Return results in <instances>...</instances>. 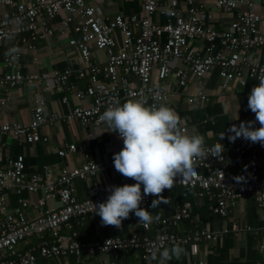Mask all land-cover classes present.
Here are the masks:
<instances>
[{
  "label": "built area",
  "instance_id": "obj_1",
  "mask_svg": "<svg viewBox=\"0 0 264 264\" xmlns=\"http://www.w3.org/2000/svg\"><path fill=\"white\" fill-rule=\"evenodd\" d=\"M187 7L182 10L173 1L166 6L165 23L151 21V15L157 11V0H141L142 12L128 17L116 13L104 17L96 12L94 0H0V45L7 39L23 44L27 49H34L40 39L66 35L70 31L78 38L69 40L77 47L84 62L76 77L87 79L84 89H77L72 81L73 70L65 67L41 74H21L18 71H0V110L8 99L10 88L23 82L43 83L51 80L55 86L63 88L78 100L91 98L89 106L77 105L72 109V116L82 125L104 124L99 116L114 102L146 97L147 105L163 104L167 98L166 80L174 75L178 83L185 86L189 76H198L218 68L222 72V88L226 89L233 75L239 78L241 86L245 81L243 72L258 78L264 71V63L250 55L252 48L264 46V17L254 10V0H216L215 6L226 12H234L240 6L244 10L236 13L235 22L230 28L215 29L205 25L208 13L202 5H195L193 0H186ZM61 17L58 28L49 22ZM263 29L260 30V26ZM117 34L121 38L118 43ZM192 42L203 43L202 47H191ZM91 48L103 51L106 55L104 64H99L91 57ZM18 54L6 56V66L12 67L18 60ZM171 60H179L185 68L173 69ZM198 96L205 99L202 90ZM155 97V98H154ZM67 102V97L61 100ZM58 115H48L45 103L37 99L27 124L0 121V135L10 134L28 142H46L47 136L40 133L44 124L52 125ZM182 133L186 128L180 125ZM216 139L204 144L206 149L217 143L224 146L223 159L209 156L198 159L193 164L191 179L176 178L173 188H191L200 196L214 201L211 211L219 217H227L230 208L242 197L249 195L257 206L264 207V146L237 138L234 142ZM119 150L123 147V141ZM76 151L70 144L59 148L58 154L64 156ZM100 167L93 161L72 167L61 168L54 173L44 169V180L37 174L29 177L25 174L23 156L9 159L0 166V264H38L39 258L51 259L60 256H73L77 263H83L95 254H111L109 264H119L121 254L127 251H140L144 258H150L153 245L168 247L178 244L186 246L201 241H214L222 232H211L195 226L192 231L180 234L174 230L178 222L190 217L191 203L185 201L176 204V213L171 217L153 221L148 228L138 222L134 213L125 221H131L136 229L126 236H105L89 238L85 230V221L94 216L96 206L107 200L109 186L134 184L135 181L117 172V183L108 182L104 189L93 182L85 198L75 194V180L92 179ZM234 176H243V183H236ZM14 188L18 193L42 191L37 200L42 206L45 201L57 198L59 206L44 210L36 217L27 215V202L22 201L14 210L6 206L5 192ZM172 188V189H173ZM171 189V190H172ZM170 190L162 193L167 196ZM143 195V185L141 184ZM155 196H145L140 207L154 216L151 202ZM76 224V227H75ZM233 224L231 230L238 234L242 230ZM66 230L67 233H64ZM228 232L224 230L223 233ZM35 239V245L22 248L21 245ZM264 251V244L260 245ZM193 264H205L202 260Z\"/></svg>",
  "mask_w": 264,
  "mask_h": 264
},
{
  "label": "crops",
  "instance_id": "obj_2",
  "mask_svg": "<svg viewBox=\"0 0 264 264\" xmlns=\"http://www.w3.org/2000/svg\"><path fill=\"white\" fill-rule=\"evenodd\" d=\"M173 1L182 10L187 7L186 0H157L158 9L151 15V21L165 23L167 16L166 6ZM216 0H193L195 5H202L208 13L205 25L215 29L230 28L235 22L236 13L244 10L240 6L234 12H226L216 8ZM96 12L104 17H111L120 13L125 17L138 15L142 12L141 0H94ZM254 10L264 17V0H254ZM61 17L49 22L50 26L58 28ZM260 30L263 29L261 25ZM78 38L74 31L66 35L55 34L47 39H40L35 43V48L30 50L14 39L5 40L0 45V71H18L21 74H41L53 70H62L70 67L73 70L72 81L77 89H84L88 80L76 77L77 71L82 69L84 62L79 50L69 44V40ZM119 45L121 38L117 34ZM203 43L192 42L191 47H202ZM16 49L18 60L12 67L6 66L3 62L8 50ZM250 55L261 63H264V46L252 48ZM91 57L99 64H104L106 55L103 51L91 48ZM173 69L185 68V64L179 60H171ZM245 84L241 86L239 78L233 75L232 80L226 89L222 88V72L215 68L198 76L190 75L188 83L182 86L172 74L166 80L167 98L163 104L171 107L180 116V125L186 128L184 134L198 132L204 136L206 143H211L222 132L225 137L230 133L228 129L233 125L239 126L243 121H253V127L258 128L259 122L255 120V114L248 109V95L251 89L259 83L258 78L243 72ZM202 90L205 99L198 96ZM8 99L2 103L0 110V121L20 122L27 124L37 99L45 103V111L48 115L56 113L58 118L52 125L44 124L40 133L47 136L46 142L40 141L31 143L22 138L10 134L0 135V166L5 165L9 159L19 155L23 156L25 174H37L44 180V169L49 168L56 173L61 168H72L93 161L104 168L92 179L75 180L73 182L75 194L78 198H85L93 182H97L100 188L104 189L108 182L117 183L118 177L113 172V154L119 151L121 140L117 133L106 131V124L82 125L72 116V109L77 105L89 106L91 98L78 100L63 88L55 86L48 80L43 83L23 82L14 86L8 91ZM67 102L63 103V97ZM125 101H122L123 104ZM238 117V118H237ZM70 144L76 146V151L67 153L64 156L58 154L59 148H65ZM42 191L28 192L22 189L19 193L14 189L5 192L6 206L14 210L22 201L27 202V215L30 218L36 217L44 210L57 208V198L48 199L40 206L37 200L42 198ZM168 204H161L154 208V216L160 218L171 217L176 213V204L188 201L191 203L190 217L182 219L174 230L185 234L193 230L195 226L204 228L211 232H222L219 238L214 241H201L195 244L181 246L186 250V255L179 259L173 258L166 264H193L202 260L205 264H264V251L260 245L264 244V207L257 206L256 202L249 195L240 198L231 208L227 217H219L211 211L214 201L206 196H200L195 189L173 188L166 196ZM1 218V212H0ZM240 228L248 227L238 234L231 230L233 224ZM76 227V224H75ZM136 226L131 221H122L120 229L112 226H102L100 216L95 214L86 219L85 230L89 238H102L105 236H126ZM228 232L223 233L224 230ZM67 233L66 230H63ZM35 239L22 244L21 247L28 248L35 245ZM171 247V246H168ZM113 259L111 254H95L87 258L83 263H77L73 256H60L51 259L39 258L38 264H109ZM119 264H158V260L144 258L140 251H127L121 254Z\"/></svg>",
  "mask_w": 264,
  "mask_h": 264
},
{
  "label": "clouds",
  "instance_id": "obj_3",
  "mask_svg": "<svg viewBox=\"0 0 264 264\" xmlns=\"http://www.w3.org/2000/svg\"><path fill=\"white\" fill-rule=\"evenodd\" d=\"M15 52L16 49L10 48L6 55ZM258 81L248 95L247 107L255 114L260 126L254 128L253 121H242L239 126L233 124L228 129L230 134L227 137L231 142L242 137L264 146V71H261ZM180 120L171 107L164 104L149 106L143 96L123 104L114 102L113 106L100 114L99 121L106 124V131L117 133L123 141V147L113 154L115 170L135 181L134 184L107 188L110 193L107 200L95 205V213L100 216L102 226L120 229L122 221L134 213L138 222L148 228L160 217H153L150 211L140 207L145 196L156 197L151 202V208L168 204L169 200L162 195L163 191L171 190L177 177L191 179L196 160H205L209 156L223 159L224 146L221 143L206 149L203 135L181 132ZM224 138L225 133L222 132L219 140ZM233 179L238 184L245 181L243 176H234ZM150 254L153 260H158V264H166L173 258L179 259L186 255V250L178 244L171 247L153 245Z\"/></svg>",
  "mask_w": 264,
  "mask_h": 264
}]
</instances>
